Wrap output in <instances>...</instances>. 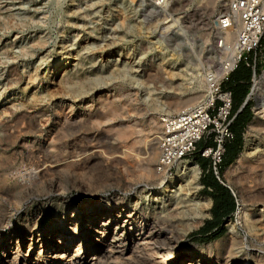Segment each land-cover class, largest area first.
<instances>
[{
    "label": "rangeland",
    "instance_id": "1",
    "mask_svg": "<svg viewBox=\"0 0 264 264\" xmlns=\"http://www.w3.org/2000/svg\"><path fill=\"white\" fill-rule=\"evenodd\" d=\"M228 1L176 0L158 9L151 2L143 3L142 0H0V113L6 108L28 114L34 111L43 113L42 117H36L42 134L20 136L8 141L9 145L6 140L1 141L8 147L0 149V236H13L9 257L16 251L15 233L35 224L37 227L52 226L63 214L76 215V208L86 204H101L102 208H109L121 201L137 211L146 210L154 215H164L168 209L189 211L190 214L192 204L207 199L210 205L204 217L182 239L183 247L189 249L194 246L196 256L201 250L204 257H209L217 242L234 237L238 245L233 250L238 255L242 251L250 255L264 254V170L260 168L264 163V134L253 130L249 137L250 146L246 138L249 124L256 119L254 124L258 128L261 122L264 52L262 63L256 67L257 86H253V81L248 85L250 118L238 139L239 153L229 165L220 168L221 181L235 195L232 215L223 220L220 235L193 236L212 218V202L201 187L203 172L200 167L199 188H190L188 197L180 192L187 188L183 180L171 192L162 194L163 199L155 200L158 185L162 182L169 185L176 169L169 176L158 173L160 178H150L143 176L144 171L140 172L139 164H133L134 171L129 174L122 165L111 168L104 159L90 161L81 155L71 168L54 167L38 175L34 173L31 160L35 154L21 150L27 142L37 144L44 141L48 136L47 130L57 121L54 116L56 107L73 106L74 113L79 114L83 106H90L91 113L86 114L94 120L97 109L106 112L101 107L105 99L114 103L119 108L118 114L121 113L118 120L110 118L99 128L113 141L120 142V129L135 132L132 139L136 140L153 133L160 136L162 126H157L154 131L152 128L163 116L177 113L170 109L169 103L174 99L189 103L194 98L191 101L199 104L205 96L204 74L216 69L227 56L228 50L222 54L213 48L212 21L226 10ZM71 53L78 57L64 60L67 62L63 66L65 68L60 67L48 80L53 71L52 64ZM10 66H16L21 77L19 83L11 86ZM117 68L125 70L126 75H117L114 72ZM110 71L114 78L103 79L104 85L84 90L82 97L74 98L73 93H68V84L62 88L65 78L73 79L75 85L82 79L88 81L100 75L107 76ZM37 95L51 98L46 109L43 108L46 103L31 106L32 98ZM7 118L12 119L10 115ZM27 122H33L31 116L24 118L19 125ZM96 132L83 130L79 133L82 136L79 141L82 145L93 144ZM231 144H236L235 137ZM155 147V161L148 169L157 174V142ZM53 155L45 158L47 161L43 160L60 164V159L65 158V154L61 157ZM197 157L184 161L197 162ZM239 209L247 214L244 220L237 216ZM185 222L190 225L192 221L188 219ZM230 223L235 224L233 233ZM1 243L2 238L0 261L4 259ZM29 244L28 240L19 241L18 253L25 254Z\"/></svg>",
    "mask_w": 264,
    "mask_h": 264
},
{
    "label": "bare ground",
    "instance_id": "2",
    "mask_svg": "<svg viewBox=\"0 0 264 264\" xmlns=\"http://www.w3.org/2000/svg\"><path fill=\"white\" fill-rule=\"evenodd\" d=\"M129 1L132 2V0ZM147 1L142 0L143 3ZM121 22L123 24L125 20ZM225 39L227 42L226 50H228L235 40V32L226 31ZM74 56V53L67 54L58 62L53 63V71H51L48 80H51L55 72L66 65L67 62L64 63V60L67 59L68 61L69 58L75 60L74 58L78 57V55L76 57ZM114 72L117 75L126 73L125 70L121 71L118 68ZM65 73H67V70ZM10 74L11 81L10 84L8 83L10 86L20 82L21 77L17 73L16 66H10ZM58 75L59 73H57ZM112 78H114V74L111 72L107 76L103 77L100 75L88 81L87 79L86 81L82 79L81 83L75 85L73 84V79L69 78L70 80H68L65 78L63 80L65 84H61H64L62 88H66V84H68L69 86L66 89H68V93H73L75 98L82 97L84 90L100 87V85H104L105 80L107 81ZM253 86H257L256 78L253 79ZM50 99V97H46L45 95H37L32 98L30 104L31 106H35L46 103L43 106L46 109ZM191 100L194 101V98ZM191 100L188 101L189 104L174 99L171 104L169 103L170 106H168L171 110L180 112L182 109H186L185 107L187 105L191 107L198 104L196 101L192 102ZM89 107L83 106L79 110V114L74 113L73 106L60 105L56 107L54 116L57 117V121L47 130L46 133L48 136L44 141H40L37 144L27 142L21 148L23 153L35 154L31 159L33 160L34 173L43 175L54 167L62 169L70 166L71 168V165L78 163L79 159L77 158L84 155L86 156L85 160L104 159L111 168L122 165L129 174L134 171L133 164H139L140 169H137L140 172L144 171L142 173L144 177L160 178L158 173L156 174L148 169L155 161L157 150L155 146L156 142L158 145L160 136L156 137L153 133L143 139L139 137V140H136V138L132 139L136 136L135 132L122 131L124 129H120L121 131H118L122 135V138H120L123 140L121 142L119 138L120 142H115L110 136L102 133L101 130L99 131V128L104 123H107L110 118L118 120V115L121 114H118L119 108L117 109L114 103L105 99L101 103V107L106 112L103 113L97 109L94 120H90L86 114L91 113ZM14 110L12 108H6L0 113V132H2L0 149L2 150L8 147L7 145H2L1 141L3 139L9 145L8 141H13L17 137L22 136L23 138L29 134H37V132L43 133V130L40 131L38 129L39 125L36 123V117H42L43 113L34 111L32 114H28L23 113L22 110ZM259 114H261V122H259L258 128L254 124L257 123L255 119L249 124L247 131L248 137L245 136L248 139L247 145L249 146L251 145L249 137L253 130L257 129V133L261 132L264 134V124L262 123L264 105L261 106ZM8 115L12 119L7 118ZM30 116L33 122L19 125L24 118ZM46 123H48V120H46ZM157 126H162L161 118L152 128V131ZM83 130L97 131V136L94 138L93 144L88 145L89 143H86V145H82V142L79 141L82 139L79 133ZM53 154L60 155V157L65 154V158L60 159L62 161L60 164L47 163L46 161L48 159L46 160L45 158ZM143 155H147V157H142ZM260 168L264 170V163L260 165ZM173 169H176L175 176L171 179L169 185L168 182H162L158 185V191L154 195L156 196L155 200L159 197L161 198L162 194L171 192L172 188L176 187L175 185L183 180L186 182L187 190L181 189L180 192H183L184 196L188 197L190 195V188L193 190L199 188L197 179L200 170L195 162L181 160L175 163ZM142 174L140 175L142 176ZM171 174L172 171L161 175L166 177ZM209 205V199H207V201L192 204L190 214H188L189 211L186 213V211L168 209L164 215H154V213L151 214L146 210L137 211L135 208H130L128 204L121 201L112 204L109 208H102L101 204H86L80 208H76V215L70 216L63 214L52 226L37 227L35 224L27 230L19 231L17 234L15 233L14 238L16 237L17 239L16 251L11 257L9 256L12 254L10 248L12 247L13 236H0V239L2 238L1 248L4 256L0 264H264L263 253L258 255H250L245 251H242L241 255L235 253L233 248L238 245V240L234 237H230L229 240L217 242L214 245L213 252L209 253V257H204L201 250L199 251V255L196 256L194 246L189 249L182 246V239L204 217V213ZM189 216L190 218H188ZM237 216L244 220L247 214L243 209H239ZM188 219L192 221L190 225H187L185 222ZM234 229H236L235 224L232 225L230 223L231 233H233ZM24 240H28L30 246L25 254L22 253L23 255H20L18 253L20 252L18 251V243ZM36 244H39L38 252L35 250Z\"/></svg>",
    "mask_w": 264,
    "mask_h": 264
},
{
    "label": "built area",
    "instance_id": "3",
    "mask_svg": "<svg viewBox=\"0 0 264 264\" xmlns=\"http://www.w3.org/2000/svg\"><path fill=\"white\" fill-rule=\"evenodd\" d=\"M148 1L159 9L176 0ZM226 31L235 32L228 51ZM212 39L214 50L222 54L226 51L227 56L216 69L204 74L206 90L199 104L161 118L155 168L157 173L165 174L172 171L175 163L198 156L208 161V169L222 184L220 165L225 146L233 138L230 124L234 119L232 92L224 84L240 65L251 70V81L256 77L264 52V0H229L226 10L212 21Z\"/></svg>",
    "mask_w": 264,
    "mask_h": 264
},
{
    "label": "trees",
    "instance_id": "4",
    "mask_svg": "<svg viewBox=\"0 0 264 264\" xmlns=\"http://www.w3.org/2000/svg\"><path fill=\"white\" fill-rule=\"evenodd\" d=\"M239 67L236 70V73L239 70ZM231 76H230V79H231ZM232 83H229L228 86H226V88L230 89L232 92L233 105H232L231 115L234 114V119H233L232 123L230 124V130L233 134V138L225 146V153L222 157V162H221L223 165L220 166L221 169L223 167L229 165L235 159L237 154L239 153L240 146H239V142H238L239 140L238 139L240 137V134L242 133V130H243L246 122L250 118V112L248 111L247 104L243 107V109L239 113L236 114V111L238 110V108L242 104V102H243V100L247 94V88H245L243 90H239L237 88V86H238L237 82H236V84H232ZM234 137L236 138V144H231V142L234 140ZM202 160H204V159L197 157V163H198L199 167H201V168H202V166L205 167V165H206L202 162ZM200 162L202 164H200ZM207 173H210L213 176V174L210 172V170ZM213 178H214V180H216L214 176H213ZM201 184H202V186H204V188H203L204 190H206L207 187H209L211 189L210 192L209 191L207 192L208 193L207 195L210 196L212 198V201H213L212 206L210 208L212 218L210 220L206 221L203 224V226H201L196 231V233L193 234V236L207 237L211 234L212 235H220L223 231V227H221L223 220L232 215L233 208H234L233 197L231 196L230 191L227 190V196L225 195L224 200L219 199L218 201H215L214 196L212 194V185H213L212 181L209 180V178L205 179V177H203L201 179Z\"/></svg>",
    "mask_w": 264,
    "mask_h": 264
},
{
    "label": "crops",
    "instance_id": "5",
    "mask_svg": "<svg viewBox=\"0 0 264 264\" xmlns=\"http://www.w3.org/2000/svg\"><path fill=\"white\" fill-rule=\"evenodd\" d=\"M236 70L231 74L232 76L230 75L231 76V79L229 77V80H228V82L226 84H224V87L228 86L229 83H232L233 82L232 84H236V82H237V84H238L237 88L239 90H243L245 88H247V90H248V85H249V83H250V81L252 79V72H251V70L248 69V68H246L243 65H240L239 70L237 71V73H236ZM244 102H245V104H244ZM246 104H247V94H246V96H245L242 104L240 105V107H242V106L244 107ZM202 162L204 164H206V165H205L204 168H201L200 167L201 168V172H203V177H205V179H208L209 178V180H211L212 183H213V185H212V194L214 196L215 201H218L219 199H223L224 200L225 199V195L227 196V190H229V187L226 186L224 183L221 184L218 181L214 180L213 176L210 173H207V172H209V169H208V161L206 159H204V160H202ZM203 188H204V186H203ZM207 188H209V187H207ZM207 188H206L207 191L206 190L205 191L206 192H208V191L210 192L211 189L209 188L210 190H208ZM209 198H211V197L209 196ZM211 202L213 203L212 198H211Z\"/></svg>",
    "mask_w": 264,
    "mask_h": 264
},
{
    "label": "water",
    "instance_id": "6",
    "mask_svg": "<svg viewBox=\"0 0 264 264\" xmlns=\"http://www.w3.org/2000/svg\"><path fill=\"white\" fill-rule=\"evenodd\" d=\"M244 104H245V102H244ZM242 108H243V106L238 109V111L236 112V114L239 113Z\"/></svg>",
    "mask_w": 264,
    "mask_h": 264
}]
</instances>
